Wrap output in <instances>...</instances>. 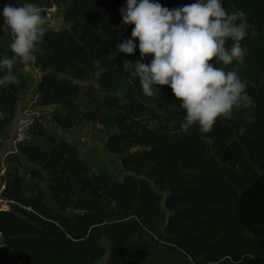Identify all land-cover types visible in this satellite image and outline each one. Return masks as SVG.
Returning a JSON list of instances; mask_svg holds the SVG:
<instances>
[{"label": "trees", "instance_id": "16d2710c", "mask_svg": "<svg viewBox=\"0 0 264 264\" xmlns=\"http://www.w3.org/2000/svg\"><path fill=\"white\" fill-rule=\"evenodd\" d=\"M158 2L173 9L195 0ZM222 3L229 13L243 11L250 25L241 41L244 63L234 61L225 70L238 72L254 104L218 118L207 133L196 125L182 131L184 110L171 88L158 86L160 93L148 97L131 74L139 48L132 55L116 48L134 27L122 22L126 0L48 4L63 10L67 24L47 30L35 50L39 105L63 107L52 116L62 129L86 122L114 130L105 149L121 157L124 174H92L74 144L57 141L36 122L33 134L48 146L23 142L18 148L35 166L28 172L32 181L52 179L47 190L56 208L42 189L24 188L19 174L5 178L4 195L14 205L0 212L1 240L10 252L0 264H264V0ZM4 55L14 53L0 40ZM96 61L104 69L99 79ZM24 67L14 66L18 84L0 87L1 137L30 85ZM77 83L96 84L101 99L89 98L87 87L84 108Z\"/></svg>", "mask_w": 264, "mask_h": 264}, {"label": "clouds", "instance_id": "9594fccd", "mask_svg": "<svg viewBox=\"0 0 264 264\" xmlns=\"http://www.w3.org/2000/svg\"><path fill=\"white\" fill-rule=\"evenodd\" d=\"M120 11L122 22L134 27L131 38L117 44V51L132 55L139 48L140 60L131 74L139 78L148 97L160 93L158 86L171 88L184 110L182 131L196 125L202 132H210L218 118H231L234 109L254 104L238 72L225 70L234 61L243 64L245 60L241 41L248 36L250 25L243 11L229 13L222 0H195L173 9L158 0H126ZM0 16L4 18L0 28L6 25L14 37L10 44L14 55L0 56V87H6L19 83L14 72L17 62L35 64L34 53L47 28L34 3L6 4ZM229 40L233 42L231 47H227ZM145 55L152 57L148 64L141 62ZM129 64L124 61L126 70ZM95 65L99 79L104 69L99 61ZM117 96L126 103L122 92Z\"/></svg>", "mask_w": 264, "mask_h": 264}, {"label": "rangeland", "instance_id": "374dc122", "mask_svg": "<svg viewBox=\"0 0 264 264\" xmlns=\"http://www.w3.org/2000/svg\"><path fill=\"white\" fill-rule=\"evenodd\" d=\"M51 1L52 0H40V2L42 3L40 6H48ZM10 4H12L13 6H20L17 0L13 1V3ZM4 6L5 5L0 2V12H2ZM56 20L58 25L57 30L65 27L67 23L63 19V10L59 9ZM3 24L4 18L0 16V25ZM6 29V25L1 28L2 34L0 40L4 45H8V42L6 41ZM24 72L26 77L30 79V85L28 89L21 95L19 106H28V110L35 116L37 124L41 125L45 132L52 135L57 141L64 140L74 144L79 150L81 159L88 165L92 174H96L101 171H109L114 172L115 174H117L118 178L121 179L124 174V170L121 165V157L111 155L105 149V141L113 134L114 130H104L100 126L91 125L86 122H83L80 126L72 130H65L58 127L53 122L52 116L54 114L63 112V107L59 105L50 107L39 105V97L35 96L34 84L36 83L37 79H39L38 77L40 76V74L33 68L32 64L25 65ZM77 84L83 87L80 92L82 98L80 105L84 108L88 107L86 103V96L84 94L87 87L91 86L88 90L89 98L94 97L96 99H101V94L99 93V88L96 84ZM17 109H19L18 106L16 110ZM12 127L13 126L11 124L5 137L0 136V165H5V178L10 177L14 173L19 174L24 180V188L27 189L34 185L42 189L45 192L47 203L56 208L54 203L51 201L50 195L47 190V185L52 181L50 177L45 176V182L42 184L32 181L28 176V172L35 166L30 163L24 155L20 154L18 147H16V149L14 150L13 155H9L4 159L3 142H7ZM31 137L32 138L29 144L40 146L43 149L48 146V143L44 139L39 138L35 134H33ZM32 182H34L35 184ZM103 246L107 247V243H103ZM9 257L10 252L8 251V249H6L5 251H1L0 249V263L4 262ZM14 259L17 260V257L15 256ZM103 261H105V259Z\"/></svg>", "mask_w": 264, "mask_h": 264}, {"label": "built area", "instance_id": "2783aa9c", "mask_svg": "<svg viewBox=\"0 0 264 264\" xmlns=\"http://www.w3.org/2000/svg\"><path fill=\"white\" fill-rule=\"evenodd\" d=\"M25 4V3H24ZM22 4V5H24ZM20 5V6H22ZM41 10L42 16L45 18V26L47 30H57V14L59 9L55 5L51 6H38ZM6 41L8 45L12 43L14 37L11 30L7 27L6 29ZM39 78V77H38ZM19 109L16 110L15 116L12 122V133L9 140V148L5 150L3 153L4 159L7 158L9 155L14 154V150L20 143L23 142H30L31 136L33 134V129L36 125V118L35 116L29 112L28 106H19ZM5 172L6 168L3 164L0 165V212L10 211L14 202L9 200L5 197V187H6V180H5ZM2 235L0 233V249L1 251L6 250V246L1 240Z\"/></svg>", "mask_w": 264, "mask_h": 264}, {"label": "crops", "instance_id": "0c3cea01", "mask_svg": "<svg viewBox=\"0 0 264 264\" xmlns=\"http://www.w3.org/2000/svg\"><path fill=\"white\" fill-rule=\"evenodd\" d=\"M36 82H38V79H37V81ZM36 84V83H35ZM35 86V85H34ZM35 96H37V94H36V92H35ZM13 126V125H12ZM11 133H12V129H11V131H10V135H9V137H8V140H9V138H10V136H11ZM7 140V142L5 141V142H3V146H4V151L3 152H5V150L6 149H8L9 148V141ZM5 166V165H4Z\"/></svg>", "mask_w": 264, "mask_h": 264}]
</instances>
